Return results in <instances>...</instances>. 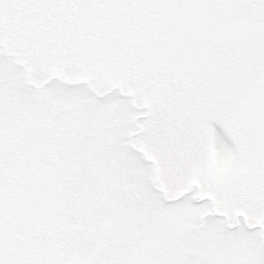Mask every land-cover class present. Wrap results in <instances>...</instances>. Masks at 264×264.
I'll return each instance as SVG.
<instances>
[{"label": "snow or ice", "instance_id": "obj_1", "mask_svg": "<svg viewBox=\"0 0 264 264\" xmlns=\"http://www.w3.org/2000/svg\"><path fill=\"white\" fill-rule=\"evenodd\" d=\"M0 264H264V0H0Z\"/></svg>", "mask_w": 264, "mask_h": 264}]
</instances>
